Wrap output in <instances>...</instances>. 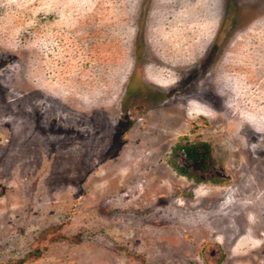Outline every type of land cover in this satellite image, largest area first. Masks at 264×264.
<instances>
[{
  "label": "rangeland",
  "instance_id": "1",
  "mask_svg": "<svg viewBox=\"0 0 264 264\" xmlns=\"http://www.w3.org/2000/svg\"><path fill=\"white\" fill-rule=\"evenodd\" d=\"M0 264H264V0H0Z\"/></svg>",
  "mask_w": 264,
  "mask_h": 264
},
{
  "label": "trees",
  "instance_id": "2",
  "mask_svg": "<svg viewBox=\"0 0 264 264\" xmlns=\"http://www.w3.org/2000/svg\"><path fill=\"white\" fill-rule=\"evenodd\" d=\"M204 146H206V145H204ZM183 149L185 151H187V154L190 158L192 157L193 153H196L197 155L200 154L197 150L198 148L196 146H193V145L188 146V147H183ZM181 171L183 172V170H181Z\"/></svg>",
  "mask_w": 264,
  "mask_h": 264
}]
</instances>
